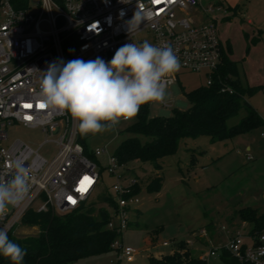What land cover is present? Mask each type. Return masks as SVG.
I'll use <instances>...</instances> for the list:
<instances>
[{"label":"built area","instance_id":"2783aa9c","mask_svg":"<svg viewBox=\"0 0 264 264\" xmlns=\"http://www.w3.org/2000/svg\"><path fill=\"white\" fill-rule=\"evenodd\" d=\"M225 9L219 4L203 8L198 0H33L26 8L0 0V178L10 180L14 174L11 165L19 159L29 169L31 184L26 200L9 209L0 220V228L11 232L37 201L40 205L34 210L38 212L75 210L90 199L100 179L97 160L88 158L78 142V122L66 112L39 107L40 80L49 64L97 57L108 62L124 44L148 41L157 46L171 45L180 60V70L203 74L209 86L222 62L224 45L216 24ZM137 12L139 25L134 20L129 30ZM177 81L176 73L166 78V88ZM15 126L40 129L45 139L37 148L20 140L7 143L8 130ZM261 137L264 139V134ZM47 142L56 146L49 159L39 152ZM103 153L105 148L91 151L95 159ZM107 162V173L115 179L111 186L113 217L107 228L120 237L129 225L128 211L138 203L132 194L135 181L122 185L126 179L123 166L114 156H108ZM221 232L226 243L214 246L208 231H200L198 241L206 247L200 259L224 251L240 263L264 264V231L252 232L246 222H241L230 230L221 227ZM118 237L111 244L118 260L132 261L138 252L123 245ZM161 246L169 244L163 242Z\"/></svg>","mask_w":264,"mask_h":264},{"label":"rangeland","instance_id":"374dc122","mask_svg":"<svg viewBox=\"0 0 264 264\" xmlns=\"http://www.w3.org/2000/svg\"><path fill=\"white\" fill-rule=\"evenodd\" d=\"M205 8L210 4H219L224 8L233 6L217 16L216 29L219 40L226 48L232 49V58L236 62L237 75L244 88L260 87V90L248 98V103L264 121V0H198ZM225 19V20H224ZM224 20V21H223ZM249 20L251 25H246ZM248 48V49H247ZM177 83L167 89L164 103H148V116L167 117L172 109L186 110L189 103L183 92L192 91L205 85L203 74L179 70ZM246 116L242 109L226 123L228 128L238 125ZM134 121H121L118 125L97 134L78 135L88 151L104 149L106 153L97 160L100 179L89 203L103 209L110 218L113 209L106 204L96 203L102 195L114 197L111 186L114 177L106 170L108 156H113L118 144L131 135L125 129ZM264 125L241 135L212 142L209 137L181 141L178 151L164 158L163 168L155 171L150 164L133 162L128 164L126 179L128 184L134 177L148 176V179L161 177L159 192H147L146 182L135 196L138 203L128 211V228L118 237L125 246L138 252L132 261H118L114 251L91 256L71 264H151V259H159L178 249L180 244L191 242L188 246L193 255L201 258L206 247L198 241L202 230H209L212 245L226 243V235L221 227L232 229L241 221L236 216L243 208L257 209L264 213ZM45 139L40 129H27L15 126L8 130V142L20 140L37 148ZM249 147L247 149L246 147ZM39 152L47 159L56 152L52 142L41 145ZM249 155L250 160H247ZM40 205L37 201L33 209ZM17 237L33 236L37 228H27L21 223L12 228ZM166 242L169 247H162ZM206 264H227L221 253L205 259Z\"/></svg>","mask_w":264,"mask_h":264},{"label":"trees","instance_id":"16d2710c","mask_svg":"<svg viewBox=\"0 0 264 264\" xmlns=\"http://www.w3.org/2000/svg\"><path fill=\"white\" fill-rule=\"evenodd\" d=\"M11 2L15 8H26L33 0ZM226 8L229 11L235 10L234 7ZM221 54L222 62L213 76L211 85L183 92L189 108L172 109L170 116L153 118L148 116V104L140 108L134 121L125 129L131 137L121 141L113 155L119 165L126 168L133 162L148 163L155 171H160L163 168L162 160L174 155L183 140L207 136L212 142H216L264 125V121L248 103V98L256 94L260 87L244 88L237 75L236 62L232 59V49L228 44L226 48L221 47ZM242 109H245L246 116L238 125L228 128L227 121ZM78 142L83 145L84 154L96 161L80 138ZM124 171L128 172L127 169ZM147 177L133 178L135 181L133 195L140 192L141 183L147 181ZM161 183V177L148 179L145 189L147 192H159ZM96 203L114 208V200L109 195L98 197ZM236 216L241 222H246L252 232L264 231V213L257 209L243 208L237 211ZM110 219L105 210H96L93 203H89V199L79 208L67 212H38L30 208L20 223L27 228H37L38 233L33 236L17 237L11 231L8 235L26 250L27 254L22 264H71L91 256L112 251L117 253L111 244L118 235L107 228ZM221 258L227 264H248L238 262L224 251L221 252ZM0 264H10V261L0 255ZM151 264H206V262L193 255L188 246L182 243L171 254L151 259Z\"/></svg>","mask_w":264,"mask_h":264},{"label":"clouds","instance_id":"9594fccd","mask_svg":"<svg viewBox=\"0 0 264 264\" xmlns=\"http://www.w3.org/2000/svg\"><path fill=\"white\" fill-rule=\"evenodd\" d=\"M134 20L138 26L139 12L129 22V30ZM180 68L171 45L126 43L108 62L97 57L49 64L40 80V104L69 114L78 122L81 135H94L133 119L145 104L164 103L168 95L165 80ZM11 167V179L0 178V220L11 207L23 203L31 190L30 172L23 161L17 159ZM26 254L0 228V255L10 264H22Z\"/></svg>","mask_w":264,"mask_h":264},{"label":"snow or ice","instance_id":"6c2138e0","mask_svg":"<svg viewBox=\"0 0 264 264\" xmlns=\"http://www.w3.org/2000/svg\"><path fill=\"white\" fill-rule=\"evenodd\" d=\"M93 27H95V25H93ZM25 107H31V105H25ZM39 107L44 108V106H43L42 104H40ZM26 118L30 120L32 117H31V116H28V117H26ZM87 179H88V178L86 177L85 180H87ZM81 183L83 184V181H81ZM79 190H80V189H78V191H79ZM68 200H69L71 203H75V200H73L72 197H68Z\"/></svg>","mask_w":264,"mask_h":264},{"label":"crops","instance_id":"0c3cea01","mask_svg":"<svg viewBox=\"0 0 264 264\" xmlns=\"http://www.w3.org/2000/svg\"><path fill=\"white\" fill-rule=\"evenodd\" d=\"M228 7H231V8H233V6H228ZM231 11H232V10H231ZM224 20H225V19H224ZM224 20H223V21H224ZM246 25H251V22H250L249 20H247V21H246ZM228 44H229V43H228ZM232 59H233V58H232ZM246 148H247V149H249V147H248V146H247ZM235 226H238V225H237V224H235L233 227H235Z\"/></svg>","mask_w":264,"mask_h":264}]
</instances>
